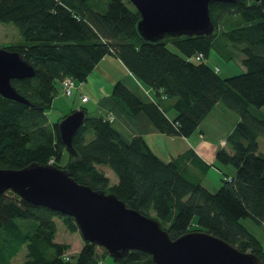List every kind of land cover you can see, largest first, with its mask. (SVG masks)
I'll return each instance as SVG.
<instances>
[{"label": "trees", "instance_id": "1", "mask_svg": "<svg viewBox=\"0 0 264 264\" xmlns=\"http://www.w3.org/2000/svg\"><path fill=\"white\" fill-rule=\"evenodd\" d=\"M102 4L0 0V24H12L20 38L3 49L18 53L34 71L31 78L10 81L27 105L0 97V169L51 161L78 184L112 193L127 208L155 219L171 239L191 230L206 231L264 264L260 241L243 222L264 227V155L257 142L264 140V0L209 4L211 36H165L156 43L137 35L139 16L128 0H107L103 12ZM214 45L240 54L243 71L219 77L204 62ZM198 54L201 59L196 61ZM105 56L116 58L155 98L146 101L118 80L110 100L128 117L143 115L162 135L188 138L217 104L237 116L210 166L191 149L162 162L141 138L124 141L107 116L86 113L71 141L76 158L67 154L56 128L65 115L51 123L46 118L56 84L63 78L84 82ZM63 154L66 162L58 167ZM219 165L231 166L234 173L223 175L211 192L201 180L209 167L219 171ZM101 168L112 173L115 184L109 185ZM54 218L77 230L68 216L32 206L11 192L0 195L6 248L1 264H10L19 252V264L101 261L105 251L99 254V246L83 240L76 253L66 254L68 244L54 241ZM111 259L113 264H153L138 250Z\"/></svg>", "mask_w": 264, "mask_h": 264}, {"label": "water", "instance_id": "2", "mask_svg": "<svg viewBox=\"0 0 264 264\" xmlns=\"http://www.w3.org/2000/svg\"><path fill=\"white\" fill-rule=\"evenodd\" d=\"M139 19L135 31L143 42L165 36L209 37L214 32L208 5L234 0H128ZM258 2L259 0H253ZM31 66L18 53L0 48V97L27 105L11 87V80L31 78ZM85 112L77 109L56 123L57 134L69 156L76 158L71 141L83 124ZM11 192L24 202L72 218L83 241L102 247L112 258L129 250L150 256L153 264H261L211 233L187 231L171 239L159 223L127 208L112 194L78 184L63 169L50 164H29L18 170L0 169V195Z\"/></svg>", "mask_w": 264, "mask_h": 264}, {"label": "crops", "instance_id": "3", "mask_svg": "<svg viewBox=\"0 0 264 264\" xmlns=\"http://www.w3.org/2000/svg\"><path fill=\"white\" fill-rule=\"evenodd\" d=\"M91 78L99 80V84L97 86L94 84L89 85L94 101L89 111L83 108L85 113L88 116H107L111 126L124 141H130L134 137L141 138L162 162H168L178 154L191 149L205 164L210 166L214 160L215 152L224 146L225 138L233 128L234 122L237 121L235 114H231L217 104L188 138L162 135L153 128L143 115L137 114L128 117L110 100L111 84L118 80L122 81L128 89L142 99L146 101L155 100L153 92L135 81L116 58L113 56L103 57L88 74L86 80ZM76 90L79 92L78 98L82 96L86 98V102L81 103L79 100V103L87 104L89 101L87 95L79 87ZM57 94L56 92L53 98ZM79 108L82 107L78 106L75 110ZM60 117L62 116L58 118Z\"/></svg>", "mask_w": 264, "mask_h": 264}, {"label": "rangeland", "instance_id": "4", "mask_svg": "<svg viewBox=\"0 0 264 264\" xmlns=\"http://www.w3.org/2000/svg\"><path fill=\"white\" fill-rule=\"evenodd\" d=\"M106 1L103 0L101 12L104 11L106 6ZM20 42V38L16 33L15 28L12 24H0V48L14 45L15 43ZM233 52V55H230L225 48L221 45H214L212 48L208 50L207 56L204 58V62L211 68H217V74L221 78L231 77L237 74H240L243 71V67L240 64V60L242 56L238 54L233 49H230ZM229 54V55H228ZM234 56V57H233ZM115 82V81H114ZM113 82V83H114ZM76 85L80 88V90L87 95L89 101L87 104L79 103V98L77 90L73 91V95L71 97H64L60 93V89L58 88V83L56 84L57 88V96L52 99L50 108L46 111V117L48 122H54L59 116H64L69 113L70 110L76 109L78 106L85 108L89 111L93 104V95L92 90H89V85L94 84L97 86L99 84V80H95V78L87 79L86 82L79 83L75 81ZM113 83L111 85H113ZM230 112V111H229ZM233 114L232 112H230ZM230 121V120H229ZM236 121L234 122V124ZM259 144V151L264 155V140L259 138L257 140ZM66 162L65 154L62 155V158L58 164V167H63ZM52 163V162H51ZM50 164V163H49ZM103 174L108 179L109 185L115 184L116 180L112 173L106 169L101 168ZM234 173V170L229 165H219V171L214 168H209L205 175L203 176L201 183L204 187H206L209 191L214 192L218 188L220 179H222L223 175L231 176ZM56 221V232L54 241L67 243L69 248L65 252L68 255L76 253L80 245L82 244V239L80 238L77 230H68L64 224H62L57 218H54ZM245 225L254 233V235L258 238L261 244V248L264 251V227L256 226L250 223L248 220H243ZM3 232L0 231V258L2 256L5 257L6 248L3 246ZM103 249L101 247L97 248V252L100 254ZM71 252V253H70ZM15 259H13L10 264H19L21 261V253L17 254ZM2 261H0V264ZM98 264H113L112 259L109 255L104 253L101 261Z\"/></svg>", "mask_w": 264, "mask_h": 264}, {"label": "built area", "instance_id": "5", "mask_svg": "<svg viewBox=\"0 0 264 264\" xmlns=\"http://www.w3.org/2000/svg\"><path fill=\"white\" fill-rule=\"evenodd\" d=\"M196 61L201 59V55H196L194 58ZM213 71L215 73H217V69L214 68ZM59 85V89H60V93L62 94V96L64 97H71L72 93L74 90L77 89L78 85H76L75 81L71 80L70 78H63L58 82ZM81 103L86 102V98L85 97H80L79 98ZM49 163L51 164V161H49ZM66 258V256H65Z\"/></svg>", "mask_w": 264, "mask_h": 264}]
</instances>
